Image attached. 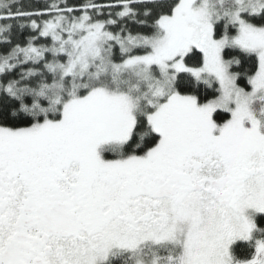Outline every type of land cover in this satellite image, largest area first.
I'll list each match as a JSON object with an SVG mask.
<instances>
[{"label": "snow or ice", "instance_id": "1", "mask_svg": "<svg viewBox=\"0 0 264 264\" xmlns=\"http://www.w3.org/2000/svg\"><path fill=\"white\" fill-rule=\"evenodd\" d=\"M0 264H264V0H0Z\"/></svg>", "mask_w": 264, "mask_h": 264}]
</instances>
